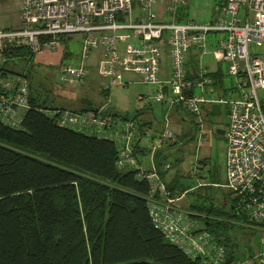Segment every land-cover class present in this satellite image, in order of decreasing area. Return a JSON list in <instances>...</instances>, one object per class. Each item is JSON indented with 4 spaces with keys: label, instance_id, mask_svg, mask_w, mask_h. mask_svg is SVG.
Segmentation results:
<instances>
[{
    "label": "built area",
    "instance_id": "built-area-1",
    "mask_svg": "<svg viewBox=\"0 0 264 264\" xmlns=\"http://www.w3.org/2000/svg\"><path fill=\"white\" fill-rule=\"evenodd\" d=\"M20 26L0 30V58L5 48H26L34 55L53 51L64 39L79 38V63L58 66L61 84L82 86L90 76L86 64L100 52L95 68L99 89L126 87L127 75L138 78L143 91L136 97L140 106L164 105L167 110L158 139L136 118L113 116L105 103L87 110L40 109L59 127L72 128L114 142L117 169H136L151 190L147 196L150 220L167 242L182 250L197 264H244L228 260L226 246L207 231L195 213L185 211L170 196L155 170L154 155L167 141L176 142L168 129V113L174 106L197 117L203 104L227 106L225 128L226 182L234 212L242 217L239 226L261 235L259 249L249 264H264V0H220L214 2L208 21L177 20L176 12L188 0H15ZM163 4L170 22H161L155 11ZM190 46L226 65L233 80L225 97H215L214 80L200 62L187 67ZM166 56L168 73L162 67ZM4 67V65H3ZM2 67V68H3ZM0 69V123L20 128L30 108V82L23 74ZM146 140V147L141 142ZM206 139V138H205ZM146 148V166L137 150ZM163 163L161 169L168 170ZM149 169L150 172L145 173ZM216 186H220L217 185Z\"/></svg>",
    "mask_w": 264,
    "mask_h": 264
},
{
    "label": "trees",
    "instance_id": "trees-1",
    "mask_svg": "<svg viewBox=\"0 0 264 264\" xmlns=\"http://www.w3.org/2000/svg\"><path fill=\"white\" fill-rule=\"evenodd\" d=\"M23 57L33 55L26 48H5L3 65ZM31 79L30 108L20 128L0 123V264H197L154 228L147 207L150 183L136 169H117V145L59 127L40 111L56 108L41 94L32 95ZM220 79L214 85L225 92ZM167 147L156 151L154 165L176 198L188 189L178 190L176 177L167 180L168 170L161 169L169 161ZM142 152L147 158V150ZM226 205L224 211L210 200L189 209L235 261V245L225 234L242 217L231 202Z\"/></svg>",
    "mask_w": 264,
    "mask_h": 264
},
{
    "label": "rangeland",
    "instance_id": "rangeland-1",
    "mask_svg": "<svg viewBox=\"0 0 264 264\" xmlns=\"http://www.w3.org/2000/svg\"><path fill=\"white\" fill-rule=\"evenodd\" d=\"M213 4L214 0H188L183 11L186 13L185 16L188 19L200 22L208 21L212 15ZM161 10V2H158L155 8L158 20L170 22L172 17L164 15ZM17 24L18 3L15 0H0V30L10 29ZM71 39H64L65 42L62 43V46L64 48L67 47L68 51L72 54H77L79 41ZM60 47L61 45H57V49ZM255 51L262 53L264 46L253 48V52ZM185 57L186 60L193 63L190 66L198 65L202 62L213 68L217 64L212 60L209 53L200 60V52L195 46L189 47L185 53ZM70 61H74V59L64 57L61 63ZM165 62H167L166 56L163 55L162 65H165ZM61 63H38L34 59L23 58L8 61L4 65L6 71L24 74L30 79L32 77V95L39 97L41 94L42 100L47 101L50 107L79 111L84 107L100 106L104 102H109L113 108V113L118 118H136L140 121L143 117L147 116L153 122L163 121L166 113L160 114L158 112L155 120L152 116V109L141 107L137 101V95L144 89L142 85L132 84L128 87L113 86L106 93L107 95H105V92L98 88L94 74L86 78L85 85L83 86L63 85L59 81L58 72V66ZM2 65L3 60L0 58V69ZM218 65L223 73L224 83L232 85L233 80L226 74V65L224 63ZM228 90H230V87H227L226 91ZM259 93L264 95V91H260ZM214 95H217L216 92ZM178 109V106H174L168 118V129L175 136H179L178 142L173 147L166 148L169 158L167 162L169 164L173 162L171 168L168 169L167 180L176 177L178 190L181 187L188 189L184 194L178 191L180 195H176L177 204L183 210L191 211L189 209L190 205L198 206L211 200L214 206L227 211L228 208L225 204L230 202L229 191L222 186L226 182V141L223 136L217 135L213 130V127L226 128L228 123L227 106L221 105L220 114L214 116L211 114L212 104H203L200 113L203 126L199 127L195 123L198 119L197 117L182 109L178 111ZM180 115L184 116V120L181 119ZM149 130L153 133L150 128ZM172 142L167 141L164 144L168 146ZM120 171L125 172L127 169L124 168ZM216 182L220 186L213 184ZM234 222L239 221L235 219ZM225 236H229L235 245L233 250L235 258L244 264H249L251 257L256 255L259 249L261 235L236 223L235 229L229 230ZM228 249L226 247V250Z\"/></svg>",
    "mask_w": 264,
    "mask_h": 264
},
{
    "label": "crops",
    "instance_id": "crops-1",
    "mask_svg": "<svg viewBox=\"0 0 264 264\" xmlns=\"http://www.w3.org/2000/svg\"><path fill=\"white\" fill-rule=\"evenodd\" d=\"M218 1H220V0H214V2H218ZM186 5H187V3H186ZM185 5V6H186ZM161 6H162V8H163V4L161 3ZM185 6H181V7H179L178 8V10H177V12H176V14H177V16H176V18H177V20H179L180 22H185V21H187V20H191V19H188V18H186V13L183 11V9H184V7ZM161 12H163V14H164V11H163V9L161 10ZM165 15V14H164ZM20 26V15H19V5H18V24L16 25V26H14V27H11L10 29H15V28H18ZM3 30V29H2ZM65 40H67V39H65ZM65 40H62L58 45H61V47L60 48H56L55 50H53V51H47V52H44V53H42V54H40V55H37V56H34L33 55V57L34 58H32V59H34L35 61H37L38 63H43V62H47L48 64H50V63H54V64H58V63H61V61L64 59V57L65 58H67V59H74V61H70L71 63H79V60H80V54H81V47H80V39L79 38H72L71 40H78L79 42H78V44H79V50H78V53L77 54H72L71 52H69L68 51V49H67V47L66 48H64L63 46H62V43L63 42H65ZM24 58V57H23ZM23 58H20V59H23ZM99 58H100V52L99 51H96V52H94L93 54H92V56L88 59V60H86L87 62V66H89V69H90V75H93L94 74V76H95V68H96V64H97V61L99 60ZM25 59H27V58H25ZM15 60V59H14ZM201 60V59H200ZM94 63H96V64H94ZM190 64H193V63H190V61L189 60H187V67L189 68V66H190ZM208 69H209V71H210V73H214V77L213 76H211L212 78H213V80H214V82L215 81H218L220 78H222V79H220V80H222L223 82L221 83V84H223L224 85V87H229V86H231V85H227V84H225L224 83V78H223V73H222V71H221V69H220V67H219V65H218V63L216 64V67H213V68H211L209 65H207V64H204ZM3 66V65H2ZM57 66V65H56ZM162 67H163V70H164V72L165 73H168V64H167V62H165V65H162ZM4 69H5V65H4ZM222 75V76H221ZM126 80H128L129 81V84L126 86V87H128V86H130V85H132V84H140L139 82H138V78L137 77H135V76H133V75H127L126 77ZM97 84V83H96ZM64 85V84H63ZM85 85V84H84ZM141 85V84H140ZM83 86V85H82ZM98 86V85H97ZM98 88H99V86H98ZM214 88H215V92H216V94L217 95H214L215 97H225V95H226V92L227 91H225V92H223L222 91V89L221 88H216L215 86H214ZM225 89V88H224ZM141 93V92H140ZM106 102H104V103H102V104H100V106L101 105H104ZM90 104V103H89ZM108 105V107H111L109 110L111 111V114L114 116H117L115 113H113V111H112V106H110V104H107ZM94 108H96V107H99V106H93ZM84 108H86V107H84ZM83 108V109H84ZM150 109H152V116H153V118L156 120V115H157V113L159 112L160 114H165L166 113V110H167V108L164 106V105H160V104H153L151 107H149ZM173 108L174 107H172V109L169 111V113H168V118H169V114L171 113V111L173 110ZM179 108V107H178ZM62 109H64V108H62ZM82 109V110H83ZM201 109H202V106H201ZM220 109H221V106H220ZM81 110V109H80ZM179 110H181L180 108L178 109V111ZM221 111V110H220ZM180 113V112H179ZM181 116V115H180ZM181 119L182 120H184V116H181ZM140 122L141 123H143L144 122V127L146 126L147 128H150L152 131H153V137L154 138H156V139H158V133H160L161 131H162V129H163V121H161V122H157V121H155V122H153V121H151V119L150 118H148L147 116L146 117H143L141 120H140ZM168 125H169V121H168ZM216 129H223V128H221V127H213V130L215 131V133H216ZM197 130V129H196ZM224 130H225V128H224ZM217 135H219V136H221L220 134H218V133H216ZM176 137V139H177V141H178V138H179V136L177 137V136H175ZM223 138H224V136H223ZM225 139V138H224ZM146 140L145 139H143V141H142V145L144 146V147H146ZM165 147H167V145L166 144H163L162 146H160L159 148H157V150H159V149H164ZM142 149H144V150H146V148H141V149H138L137 150V155L138 156H143V152H142ZM156 150V151H157ZM156 151H155V153H156ZM141 159H142V161H145L146 162V157H141ZM231 201V200H230Z\"/></svg>",
    "mask_w": 264,
    "mask_h": 264
},
{
    "label": "water",
    "instance_id": "water-1",
    "mask_svg": "<svg viewBox=\"0 0 264 264\" xmlns=\"http://www.w3.org/2000/svg\"><path fill=\"white\" fill-rule=\"evenodd\" d=\"M111 107H107L106 111L109 110ZM211 114L214 116H217L220 114V105L219 104H212V110ZM216 133L220 134L221 136H224L225 130L224 129H216Z\"/></svg>",
    "mask_w": 264,
    "mask_h": 264
}]
</instances>
